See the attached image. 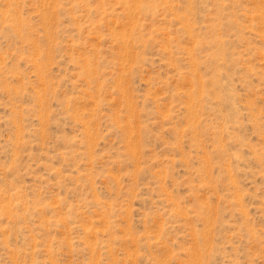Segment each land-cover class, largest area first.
<instances>
[{"label": "rangeland", "instance_id": "rangeland-1", "mask_svg": "<svg viewBox=\"0 0 264 264\" xmlns=\"http://www.w3.org/2000/svg\"><path fill=\"white\" fill-rule=\"evenodd\" d=\"M0 264H264V0H0Z\"/></svg>", "mask_w": 264, "mask_h": 264}]
</instances>
